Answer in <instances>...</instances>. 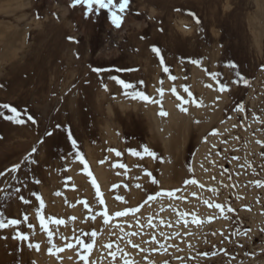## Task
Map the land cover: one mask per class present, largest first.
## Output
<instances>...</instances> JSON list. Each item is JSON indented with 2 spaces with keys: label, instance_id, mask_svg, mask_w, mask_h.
Here are the masks:
<instances>
[{
  "label": "rangeland",
  "instance_id": "obj_1",
  "mask_svg": "<svg viewBox=\"0 0 264 264\" xmlns=\"http://www.w3.org/2000/svg\"><path fill=\"white\" fill-rule=\"evenodd\" d=\"M73 2L0 0V264H264V0Z\"/></svg>",
  "mask_w": 264,
  "mask_h": 264
},
{
  "label": "snow or ice",
  "instance_id": "obj_2",
  "mask_svg": "<svg viewBox=\"0 0 264 264\" xmlns=\"http://www.w3.org/2000/svg\"><path fill=\"white\" fill-rule=\"evenodd\" d=\"M78 4H82L84 6H86L87 8V12L85 13V15L87 16L89 13H92L93 12V8L95 6V11L98 13L100 12V10H108V12L110 13V19H111V22L112 24L116 27V28H120L122 23H123V13L126 12V10L128 9V6L130 4V0H120L119 4H116L115 3V0H74L73 2V6H76ZM121 13V15H118L117 13ZM197 23H199V21L197 20ZM69 40H74V37H68ZM158 56L160 55V51L158 48H155L153 47L152 49ZM161 63L163 64V57H161ZM193 63H197L196 61H193ZM231 67L235 68L236 65H230ZM93 71L99 73L101 71H104V69H100V68H94ZM117 71H127V69H118ZM164 71L165 72H168L169 69L167 67H164ZM215 75V74H213ZM237 76H238V80L237 81H234V83H240V82H243L245 84H247V81L245 80V78L240 74V73H237ZM110 79H113V80H116L120 85L123 86L124 89H129V88H134L135 86L130 84V83H126L124 80H120L118 77H110ZM171 79L175 80L176 78L175 77H171ZM142 83V82H141ZM107 87V86H105ZM219 90L221 92L223 91H228L229 88H228V85L226 84H220V88ZM161 91H163L161 89ZM171 91L175 94L176 93V89L173 88L171 89ZM185 91H187V89H185ZM126 94H130V93H126ZM133 99H141V100H144V101H148L150 100V98L148 96H146L143 92H140V91H136L135 94L132 96ZM155 102V101H153ZM0 108H3V109H7L9 110L12 114L14 115H10V116H7L6 118L9 119V120H12L14 121L15 123H18V124H23L25 123V121L23 119L20 118L21 116V113L18 112L17 108L16 107H13V106H10L9 104L7 103H4V104H0ZM182 111H187V109H181ZM161 115H167L166 112H161L160 113ZM27 120L28 121H32L33 123H35V120L34 118L31 116V115H27ZM61 126L60 125H56V128L59 129ZM66 133H67V137L71 143V147L73 149H78V142L77 140L72 136V133H71V129L68 128L65 130ZM46 135L47 136H52L53 135V131H48L46 132ZM258 143H260L258 141ZM36 150L33 149V152H35ZM110 151H116L114 149H111ZM132 152L133 155H137V156H140L141 153L138 152V151H135V150H129ZM143 152L144 154H147L149 156H154L155 154L150 152L148 147L145 146L143 148ZM76 158L79 159L82 163H84V158L83 156L79 153V151L77 150L76 152ZM116 155L119 156L121 155V153H119L118 151L116 152ZM33 163H35V161H32ZM120 167H124V165H120ZM21 169V165L20 164H17V165H13L10 169H8L7 171L8 172H18L19 170ZM6 175V172H0V177H3ZM150 175V173H149ZM155 182V181H153ZM36 183H39V181H36ZM93 185L96 184V181L93 180L92 181ZM191 183L195 184L196 181L195 180H192ZM259 183V182H257ZM4 191V189H0V192ZM21 192V188H15V193H20ZM97 193L99 194V188H97ZM33 195H36V198L38 200H40V197L38 194H35L33 193ZM168 195H172L171 192L168 193ZM13 196V193L11 192H5V197L7 199H11ZM19 200H21L24 204H29L30 201L28 199H26L23 195H19L18 196ZM149 199H154V197L152 196H149ZM100 203L101 204H104V201L103 200H100ZM87 206V205H86ZM44 207V203L42 200H40V208H43ZM217 208H220L221 205L220 204H217L216 205ZM231 210V209H230ZM127 213L124 212V211H119L116 213L117 216H125ZM4 214L2 212H0V216H3ZM108 215V212L105 211L103 212V216L107 217ZM24 219L27 220L28 217L25 215L24 216ZM93 219H95V217H93ZM40 221H41V224L43 225V222H44V217L41 216L40 217ZM21 223V221L19 219H0V229H3V228H7V227H10V226H15V225H19ZM55 224L57 225H60V224H63L64 221L63 220H60V219H56L54 221ZM105 223H107V220H105ZM46 228V226H45ZM264 230V229H262ZM51 235L52 233L49 232V239L51 238ZM93 236L96 235L95 232L92 233ZM16 238L18 240H21V241H28L29 240V236L28 235H25V234H21L20 232H17L16 233ZM154 239V238H153ZM80 243L88 250H91V248L93 247V245L91 243L89 244H84L83 241H80ZM73 245L72 244H68L67 247L71 248ZM134 247H138V245H133ZM29 247H35L37 250L39 249V244H35V245H32V244H29ZM108 247L110 248L111 245L109 244ZM58 251H63V249H58ZM112 256H113V259H115V253H112ZM81 259L85 260V264H87V257H81ZM125 264H127V262H125Z\"/></svg>",
  "mask_w": 264,
  "mask_h": 264
}]
</instances>
